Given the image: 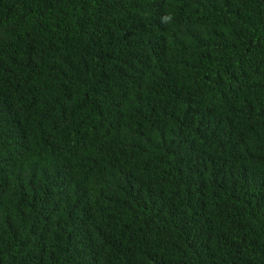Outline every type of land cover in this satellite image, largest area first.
I'll use <instances>...</instances> for the list:
<instances>
[{"label": "trees", "instance_id": "16d2710c", "mask_svg": "<svg viewBox=\"0 0 264 264\" xmlns=\"http://www.w3.org/2000/svg\"><path fill=\"white\" fill-rule=\"evenodd\" d=\"M0 264H264V0H0Z\"/></svg>", "mask_w": 264, "mask_h": 264}]
</instances>
